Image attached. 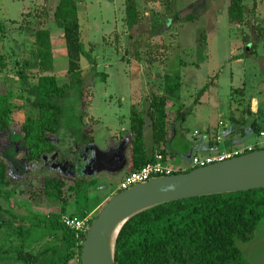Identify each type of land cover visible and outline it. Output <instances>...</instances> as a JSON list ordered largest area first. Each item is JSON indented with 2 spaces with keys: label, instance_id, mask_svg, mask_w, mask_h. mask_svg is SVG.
Listing matches in <instances>:
<instances>
[{
  "label": "rangeland",
  "instance_id": "374dc122",
  "mask_svg": "<svg viewBox=\"0 0 264 264\" xmlns=\"http://www.w3.org/2000/svg\"><path fill=\"white\" fill-rule=\"evenodd\" d=\"M60 1L0 0V24L6 27L4 38L0 33V56L6 62L4 70L0 65V83L6 86L10 100L16 106L11 122L15 130H20L27 118H37L39 113L35 108V97L25 91L18 75L24 61H28L31 64L28 68L30 84H37L38 65L32 56L37 30L50 29L56 64L53 74L60 85L68 82L64 33L56 26L53 15ZM76 1L85 51L91 54L95 64H91L86 56L81 59L86 80L85 95L74 89L65 99L57 101L64 109L59 133L62 147L67 150L66 145L74 143L92 156L93 149L119 152L124 160L123 170L95 174L97 176L84 175L82 164L80 168L64 164L48 174L73 178L91 176L87 177L85 185L89 190L91 209L110 198L111 192L119 189L123 178L132 170V109L142 111L145 116L147 148L151 152L155 150V155L163 150L170 157L171 166L182 172L193 165V144L205 138L207 132L215 139L212 143H216L218 129H221L219 123L225 121L227 124L233 117L240 119L246 111L247 101L252 103L255 98L264 114V40L256 30L257 24L264 28V0L245 1L249 7L246 23L230 20L231 0H136L142 22L133 32L135 38L148 35L154 45L164 47L152 64L146 52H142V60L136 58L132 48L135 38H130L131 32L125 24V0ZM244 32L249 33L251 39L247 48ZM256 44L257 52L251 53ZM166 75L179 76L183 82L180 97L167 104L166 140L168 143L175 131L178 139L154 149L153 123L148 111L153 99L164 95ZM205 88L206 92L199 95ZM263 126L264 122L260 121L259 127ZM233 127L236 149L248 148L250 139L257 138V132L249 124ZM195 132L197 136H194ZM9 142L0 134L1 150L3 144ZM11 148L13 154L23 150L19 142ZM199 156L207 155L201 153ZM38 168H43V164H35L32 168L21 164L17 176L9 171L8 177L13 183L0 190L2 208L29 216L60 214V206L41 194L42 182L38 178L28 175L21 179L27 171L35 174ZM73 185L67 182L64 189L71 202L75 200ZM8 191L13 194L10 200L5 198ZM67 208L68 213L77 209L72 203ZM0 237V243L15 248L17 255L21 249L20 239L10 236L6 230ZM28 244V248L38 252L54 243L34 229ZM238 246L247 264H264V220L254 239Z\"/></svg>",
  "mask_w": 264,
  "mask_h": 264
},
{
  "label": "trees",
  "instance_id": "16d2710c",
  "mask_svg": "<svg viewBox=\"0 0 264 264\" xmlns=\"http://www.w3.org/2000/svg\"><path fill=\"white\" fill-rule=\"evenodd\" d=\"M245 1L231 0L229 8L231 21L243 23L249 8ZM255 7L256 4L254 9ZM125 14V24L133 40L135 38L133 32L142 22L136 0H125ZM53 15L56 26L64 33L68 54V82L60 85L53 74L56 64L50 29L41 28L35 35L32 56L38 65L37 84L34 86L30 84L28 68L31 64L28 61H24V66L18 72L25 91L35 97V108L39 112L37 118L29 117L25 120L20 135L28 153V160L35 162L42 161L46 155L59 152L60 147L51 140L53 137L60 138L61 118L64 114L63 107L57 101L65 99L74 89H79L80 94L85 95L86 80L81 59L86 56L91 64H95L91 54L85 51L82 41L77 1L61 0ZM256 30L258 36L264 40V28L257 24ZM0 33L3 38L6 36V27L2 24ZM244 34L247 48L251 39L249 33ZM132 48L138 60H142V52H146L151 64L156 61L155 56L164 49L161 45H154L148 35L136 37ZM257 48L256 44L251 53H256ZM5 64V58L0 56L2 70L5 69ZM182 83L179 76L166 75L164 95L155 97L149 107L148 116L154 130V149L167 144V104L169 100L180 97ZM205 92L206 88L199 95ZM15 109L16 106L11 102L6 86L0 83L1 131L6 132L11 128ZM244 110L246 111H243L240 119L236 120L233 117L231 122L235 125L241 121L242 125H245L253 121V129L260 136L262 130L254 118L251 103L247 101ZM145 125L143 112L132 109L131 173L140 171L154 161L155 150L151 152L145 143ZM257 150L260 148L256 147L253 151ZM159 153L165 155L163 150ZM8 185L6 166L0 163V190L7 188ZM85 185L86 179L76 181L74 192L77 209L76 212L69 213L70 217L83 219L99 206L91 209L89 190ZM64 188L65 182L56 177L46 178L42 183L43 197L61 205L59 215L29 216L0 207V236L2 231L6 230L10 236L20 239L21 243L17 255L14 254L15 248L0 243V264H70L76 259L81 264L82 248L87 234L72 231L62 223V216L67 215L69 204ZM11 196L12 193L9 192L6 199L10 200ZM96 218L97 216L94 220ZM263 219L264 189L193 198L161 205L141 213L126 224L118 239L116 264H247L237 243L251 242ZM34 229L54 244L38 253L34 252L32 247L28 248Z\"/></svg>",
  "mask_w": 264,
  "mask_h": 264
},
{
  "label": "water",
  "instance_id": "95a60500",
  "mask_svg": "<svg viewBox=\"0 0 264 264\" xmlns=\"http://www.w3.org/2000/svg\"><path fill=\"white\" fill-rule=\"evenodd\" d=\"M94 151L84 175L98 173L92 170L93 163L103 151ZM123 161V156L115 152L112 172L122 171ZM261 189H264V149L189 172L154 178L117 192L105 202L91 224L83 243L81 264H116L122 230L145 211L182 200Z\"/></svg>",
  "mask_w": 264,
  "mask_h": 264
},
{
  "label": "flooded vegetation",
  "instance_id": "af4514ba",
  "mask_svg": "<svg viewBox=\"0 0 264 264\" xmlns=\"http://www.w3.org/2000/svg\"><path fill=\"white\" fill-rule=\"evenodd\" d=\"M11 125H12V123H11ZM22 127H23V125H22ZM0 134L3 135L7 141H11L8 144L4 143L2 150L0 148V163H2L3 165L6 166V179L9 183L8 187H10L11 184L13 183V181H11V179L8 177L9 171L11 172L12 175L14 174V172H15L16 176L19 175L18 170H19L21 164H23L24 166H26L28 168H32L33 165H35V164H43V168H38L35 171V174H32L31 171H29V172L27 171V173L24 174L23 177L21 178V179H25L28 175H32V176H35L36 179L38 178V180H40L43 183V181L46 178L54 177V176H49V174H48L49 171H54L56 169H59V167L63 166L64 164H68L71 167L76 166L78 168H80L81 166H79V165L82 164L83 168H84L83 169V172H84L86 170V167L88 166V163L91 161V158H92L91 153H88V151H86V150L82 151L83 148L82 149L79 148L77 146V144L74 145V143L73 144H71V143L67 144L66 143L67 145L66 144L65 145L67 146V150H65V148L62 147V140L60 138L53 137L51 140H53L54 143L58 147H60L59 152H57L55 154H51V155H46L43 157L42 161H39V162L29 161L28 160V153H27L26 148L24 147V144L20 138V135L22 134V128L20 130L19 129L15 130L11 127L6 132H3L0 130ZM16 140H18V141H16ZM16 142H19L23 146V150L21 149L22 151L20 150V152L18 151V152H15L13 154L10 151L12 150V148H11L12 145H15ZM93 152H94V150H93ZM102 153H103V155H100V157L98 159L96 157V161H95V163H93L94 166H93L92 170H94V172L98 171L97 175L99 173H103V172L111 173L112 169H110V166H112V167L114 166L113 163H114V158H115V152L114 151H111V152H108V151L104 152L103 151ZM30 170H32V169H30ZM97 175H95V176H97ZM87 177H91V176H82L80 178H73V177H56V178L62 179L63 182H65V187H66L67 182H72L74 184L73 186H75L76 181L81 180V179H87ZM92 177H94V176H92ZM18 178H20V176H18ZM7 188L1 189V190H5ZM41 189H42V184H41ZM8 193H9V191H8ZM10 193H12V192H10ZM12 196H13V194H12ZM75 197L76 196L74 195V199H76ZM5 198H6V196H5ZM68 201H69L68 206L71 203L75 206V200H74V202H71V200H68ZM100 204H99V206H100ZM59 206L61 208V205H59ZM99 206L97 208H99ZM97 208L90 214H93V215L97 214V211H98ZM2 209L18 213L17 211L12 210L10 208H2ZM20 214H22V213H20ZM66 216H70L69 213H67Z\"/></svg>",
  "mask_w": 264,
  "mask_h": 264
},
{
  "label": "built area",
  "instance_id": "2783aa9c",
  "mask_svg": "<svg viewBox=\"0 0 264 264\" xmlns=\"http://www.w3.org/2000/svg\"><path fill=\"white\" fill-rule=\"evenodd\" d=\"M197 135V133L195 134ZM221 138H218L220 141ZM264 149V131L261 132L258 142L251 147L245 149H234L230 152L221 153L218 155L207 156V157H194L192 161V169L203 168L209 165L224 162L226 160L241 156L246 154L247 152H253L255 148ZM169 156L164 154H156L154 157V161L149 163L146 167L141 169L140 171L129 173L124 179L121 181L118 192L126 191L131 189L132 187L146 183L154 178L170 176L181 172L179 170H175L169 161ZM93 214H89L83 219L77 217L70 216H62V223L70 230L75 231L79 234H87L92 222H93Z\"/></svg>",
  "mask_w": 264,
  "mask_h": 264
},
{
  "label": "crops",
  "instance_id": "0c3cea01",
  "mask_svg": "<svg viewBox=\"0 0 264 264\" xmlns=\"http://www.w3.org/2000/svg\"><path fill=\"white\" fill-rule=\"evenodd\" d=\"M251 109H252V112L254 113V118L257 120L258 124H260V121L261 122H264V120H262V119H264V114L262 113V108L260 107V103L255 98L252 99ZM241 117H242V115L239 118H241ZM228 118H230V115H229ZM221 122H223L221 125L219 123V126H220L221 129H218V133H217V138H221V140L220 141H217L216 143L213 144L212 143V140L215 141V139L211 138L210 135L207 132V136H205V138H203L200 141H197V142H195V144H193V146H192L193 147L192 148V153H191V157L192 158H194V157H200L199 155L201 153H203V154H205L207 156H213L211 154L218 155L219 153L221 154V153H225V152H230L231 150L236 149L233 146V145H235L234 142H235V138H236L235 137L236 134L234 133L235 130H233L235 128V127H233L234 124L231 122V119H230V122L228 121L229 123H227V124H224L225 121H221ZM240 123H241V121H240ZM240 123H237L235 125H237V126H239V125L240 126H245L246 125V124L245 125H242L243 123H241V124ZM247 124H249L251 126V128L253 129V121H251V122H249ZM261 130L264 131V126H263V128H261ZM195 133H194V136H195ZM242 135L245 136V132H242ZM237 137H239V136H237ZM177 139H178V133H176V131H175L174 134H173V136H172V138L171 137L168 138V143L170 144V142L172 143L173 141H175ZM258 139H259V136L258 135H257V138L254 139V141L250 139V141H252L251 144H250V146H254L258 142ZM250 146H248V147H250ZM184 155L186 156V154H184ZM191 169H192V167H191ZM191 169H190V167H186L184 169V171L187 172V171H189ZM178 170L181 171V172L183 171L181 169H178ZM128 174H126V176ZM117 192H118V189L117 190H113L111 192L110 197H112ZM108 199L104 200L100 204L99 208H97V210H99L101 208V206H103ZM239 244H242V243H238V245ZM38 252H36V253H38ZM70 264H80V261L78 259H76V260L72 261Z\"/></svg>",
  "mask_w": 264,
  "mask_h": 264
}]
</instances>
